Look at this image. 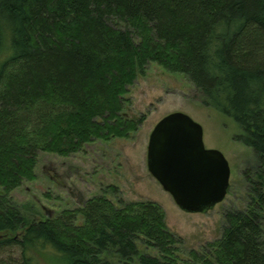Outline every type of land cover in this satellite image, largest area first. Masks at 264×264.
<instances>
[{
  "label": "trees",
  "instance_id": "16d2710c",
  "mask_svg": "<svg viewBox=\"0 0 264 264\" xmlns=\"http://www.w3.org/2000/svg\"><path fill=\"white\" fill-rule=\"evenodd\" d=\"M263 37L264 0H0V252L20 250L0 264H38L33 253L49 249L62 264H264ZM149 63L238 124L254 156L246 207L225 211L221 236L187 254L151 201L118 208L98 195L28 222L10 194L35 179L39 154L129 139L144 117L125 116L124 96Z\"/></svg>",
  "mask_w": 264,
  "mask_h": 264
},
{
  "label": "rangeland",
  "instance_id": "374dc122",
  "mask_svg": "<svg viewBox=\"0 0 264 264\" xmlns=\"http://www.w3.org/2000/svg\"><path fill=\"white\" fill-rule=\"evenodd\" d=\"M262 39L264 41V37ZM242 55L246 57V52ZM254 55L262 60L264 50H257ZM2 57L4 53L0 54ZM127 90L125 116L144 117L129 139L106 142L96 139L81 152L68 157L40 153L35 179L14 189L10 194L12 201L28 222L58 217L98 195L109 198L118 208L122 205L120 199L125 203L151 201L163 208L166 227L182 240L184 253L199 252L205 244L221 236L225 211L246 207L243 172L253 163L254 156L248 147L236 140L241 134L238 124L229 116L203 106L199 91L186 77L149 63L145 73ZM175 112H182L201 125L203 145L221 152L230 169L225 199L203 213L183 212L147 171L149 135L160 119ZM112 187L115 193L111 192ZM74 223L80 225L82 222L77 218ZM139 249L154 254L153 250L141 246ZM19 256V249L4 248L0 261L15 263ZM33 256L38 264H62L52 249L33 253Z\"/></svg>",
  "mask_w": 264,
  "mask_h": 264
},
{
  "label": "water",
  "instance_id": "95a60500",
  "mask_svg": "<svg viewBox=\"0 0 264 264\" xmlns=\"http://www.w3.org/2000/svg\"><path fill=\"white\" fill-rule=\"evenodd\" d=\"M146 149L147 171L183 212L203 213L225 199L228 162L203 145L202 127L190 116L165 115L152 129Z\"/></svg>",
  "mask_w": 264,
  "mask_h": 264
}]
</instances>
